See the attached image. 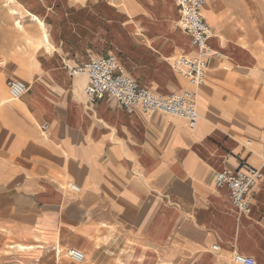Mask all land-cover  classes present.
Instances as JSON below:
<instances>
[{
	"label": "crops",
	"instance_id": "0c3cea01",
	"mask_svg": "<svg viewBox=\"0 0 264 264\" xmlns=\"http://www.w3.org/2000/svg\"><path fill=\"white\" fill-rule=\"evenodd\" d=\"M215 1L220 27L209 25L208 43L221 55L208 58L189 127L110 97L89 102L87 78L69 74L112 54L153 92L186 89L167 61L194 50L175 0H16L48 41L0 73V97L2 80L27 86L0 103V239L12 242L0 241V264H235L233 252L264 264V49L258 34L235 33L223 0L204 7ZM242 161L262 174L246 213L213 179Z\"/></svg>",
	"mask_w": 264,
	"mask_h": 264
},
{
	"label": "built area",
	"instance_id": "2783aa9c",
	"mask_svg": "<svg viewBox=\"0 0 264 264\" xmlns=\"http://www.w3.org/2000/svg\"><path fill=\"white\" fill-rule=\"evenodd\" d=\"M175 3L180 12L177 24L191 37L194 50L190 54L172 56L167 61L188 87L168 95L158 94L139 85L114 55L94 56L82 65L69 68L70 76L83 75L87 78L84 92L89 102L110 97L118 108H136L142 113L158 111L186 120L189 127L197 124L196 91L204 83L208 58L210 55L218 57L221 53L213 50L208 43L211 29L202 15L205 0H175ZM5 86L10 100L20 98L27 90L26 84L15 78L7 79ZM44 127L45 124L42 125ZM261 177L259 169L242 161L235 171L215 172L213 179L216 186L225 185L228 188L232 206L246 213L249 210L247 195ZM69 188L75 191L79 189L75 183H70ZM213 248L217 246L213 245ZM65 253L77 263L84 259V254L74 248L66 249ZM232 261L235 264H254L251 257L237 252H233Z\"/></svg>",
	"mask_w": 264,
	"mask_h": 264
},
{
	"label": "rangeland",
	"instance_id": "374dc122",
	"mask_svg": "<svg viewBox=\"0 0 264 264\" xmlns=\"http://www.w3.org/2000/svg\"><path fill=\"white\" fill-rule=\"evenodd\" d=\"M223 2L231 8L240 24L239 30L235 33L238 35L245 33L249 38L258 34L261 37V44L256 45H260L258 47L260 50L264 49V0H223ZM16 5L19 6L17 3ZM208 5L203 10L206 22L208 25L219 28L217 3L216 1L208 2ZM9 7L10 5L5 0H0V73L4 72V68L8 66V60L17 55L31 54L40 45L35 23L26 14L20 17L17 14H12ZM17 20L20 21L21 28L15 24ZM241 39L247 40L245 37ZM249 44L250 48H254L250 42ZM4 81L2 80L4 93L0 97V102L10 104L15 100H10ZM0 241L5 247L12 244L8 239H0ZM62 252L64 253V251ZM53 257L54 259L57 257L56 260H59V254L56 256L54 254ZM64 258L61 256L60 261Z\"/></svg>",
	"mask_w": 264,
	"mask_h": 264
},
{
	"label": "bare ground",
	"instance_id": "6f19581e",
	"mask_svg": "<svg viewBox=\"0 0 264 264\" xmlns=\"http://www.w3.org/2000/svg\"><path fill=\"white\" fill-rule=\"evenodd\" d=\"M5 1L10 5L9 8H10L12 14H17V15H19V17L20 16H23L24 14L27 15V13L21 7H19V6L16 5V3H17L16 0H5ZM203 10H204V7L202 9V14L204 15V11ZM27 16L35 23L36 30L38 32L39 44H46L47 41H48V33H47V29H46L45 24L40 19H38L35 16H31V15H27ZM21 18H23V17H21ZM15 24L17 25V27L21 28V24H20V21L19 20H17L15 22ZM240 43L243 44V45H245V46H248V47L250 45L249 42L247 40H244V39L243 40L241 39L240 40ZM18 248L23 249L24 247H23V245H18ZM29 248H34V247L31 246V247H27L25 249L26 250H29ZM53 252H54L53 255L55 254V256H56L57 254H59L58 253L59 252V249H54ZM53 259H54V257H53ZM56 259H57V257H56ZM56 259H54V260H56Z\"/></svg>",
	"mask_w": 264,
	"mask_h": 264
}]
</instances>
